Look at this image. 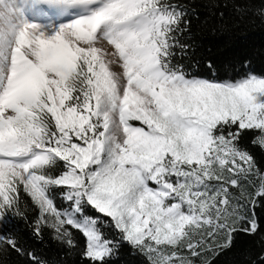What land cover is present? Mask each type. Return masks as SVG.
<instances>
[{
  "label": "snow or ice",
  "instance_id": "1",
  "mask_svg": "<svg viewBox=\"0 0 264 264\" xmlns=\"http://www.w3.org/2000/svg\"><path fill=\"white\" fill-rule=\"evenodd\" d=\"M190 25L186 0H0V264H53L45 230L82 264H215L245 238L264 264V75H193Z\"/></svg>",
  "mask_w": 264,
  "mask_h": 264
},
{
  "label": "trees",
  "instance_id": "2",
  "mask_svg": "<svg viewBox=\"0 0 264 264\" xmlns=\"http://www.w3.org/2000/svg\"><path fill=\"white\" fill-rule=\"evenodd\" d=\"M190 7L191 25L181 39L191 45L187 56H178L193 75L211 80H235L248 72L264 75V19L237 16L232 4L223 7L221 0H186ZM258 6V5H257ZM223 11V18L218 12ZM258 161L264 164V152L255 149ZM35 215V213H33ZM23 229V223L20 224ZM78 235V234H77ZM83 244V237H79ZM248 238L230 252L219 255L215 264H243L241 252L248 247ZM44 255L53 264H82L77 250H69L51 239L45 230ZM17 258L13 257L15 261ZM112 264H144V258L123 245Z\"/></svg>",
  "mask_w": 264,
  "mask_h": 264
}]
</instances>
